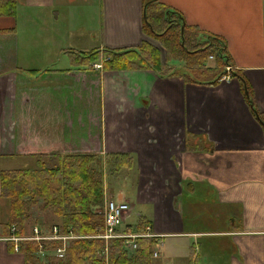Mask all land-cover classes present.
Here are the masks:
<instances>
[{"label":"crops","instance_id":"0c3cea01","mask_svg":"<svg viewBox=\"0 0 264 264\" xmlns=\"http://www.w3.org/2000/svg\"><path fill=\"white\" fill-rule=\"evenodd\" d=\"M15 1L0 16V176L31 155L131 153L133 193L107 196L136 205L164 263L264 264V0L159 1L225 41L251 108L230 73L204 85L71 61L65 51L156 46L144 0ZM0 264H24L3 238Z\"/></svg>","mask_w":264,"mask_h":264},{"label":"trees","instance_id":"16d2710c","mask_svg":"<svg viewBox=\"0 0 264 264\" xmlns=\"http://www.w3.org/2000/svg\"><path fill=\"white\" fill-rule=\"evenodd\" d=\"M159 1L144 0L146 15L143 25L144 34L157 41L159 47L143 42L130 49L104 48L90 52L68 50L65 53L79 66H89L99 60L102 54L105 57L102 65L104 71L152 70L159 77H183L191 83H197L194 79L205 78L215 70L206 67L210 60L219 69L231 68L226 43L221 37L187 25L179 11L171 10ZM15 10V0H4V5L0 6V16L14 17ZM162 51L165 53L164 59ZM170 58L184 63L190 70L189 75L169 68ZM230 75L241 81L245 101L251 108V91L240 72L231 69ZM222 76L220 73L213 81L197 84L216 85ZM32 158L36 164L34 167L1 171L0 206L2 202L8 204L9 217L5 222L0 221V238L27 235V225L36 216L34 210H42L55 217L56 224L51 227H58L62 234L72 233L78 239L69 243L61 259L52 255L58 243L45 244V253L40 256L36 243L21 242L18 252L24 256V264H104L105 255L109 264H152L156 239H138L137 249L129 253L119 239L110 240L105 245L102 240L92 238L103 229L107 176L125 167L132 168L135 158L131 153L104 156L52 154L35 155ZM145 226L146 223L141 221L133 232H143ZM12 228L15 229L13 233ZM7 243L13 251L12 243Z\"/></svg>","mask_w":264,"mask_h":264},{"label":"built area","instance_id":"2783aa9c","mask_svg":"<svg viewBox=\"0 0 264 264\" xmlns=\"http://www.w3.org/2000/svg\"><path fill=\"white\" fill-rule=\"evenodd\" d=\"M100 65H94L95 68L100 70ZM231 71L230 67H226V74L222 76L220 81H224L229 79V73ZM132 208L131 206L122 201H113L106 196L105 193V200L103 205V229L101 233L92 238H97L102 240L105 245L110 240L119 239L122 241L124 248L129 252L133 253L137 249V240L140 238H147V239H156L155 247L158 249L162 248V243L160 241L161 237L155 235L153 233L152 227L150 225H146L143 232L137 233L133 231L122 230L119 232V229L122 223L125 221V218L131 213ZM14 228L11 229V232H14ZM42 227L35 226L31 229V234L24 235V236H16L11 235L8 239V242L12 243L13 251L18 252L19 243L21 242H34L37 244L38 253L40 256H43L45 253L44 245L49 243H58V246L52 252L53 257L57 259H61L64 257L66 249L71 241L74 239H78L72 233L69 234H62L58 227L52 226L51 228L45 229L43 231ZM90 238V237H89ZM4 240V239H3ZM107 248L105 249V252ZM158 255L156 252H153V257L156 258ZM104 264L108 263V257L105 255L104 257Z\"/></svg>","mask_w":264,"mask_h":264},{"label":"rangeland","instance_id":"374dc122","mask_svg":"<svg viewBox=\"0 0 264 264\" xmlns=\"http://www.w3.org/2000/svg\"><path fill=\"white\" fill-rule=\"evenodd\" d=\"M173 10V9H171ZM148 42L150 43V39H148ZM157 47L159 46L157 43L155 44ZM71 51H76L75 49L71 50ZM78 52V51H76ZM163 54L164 51H162ZM66 54H68L66 52ZM101 58L95 62L92 63V67H93V70L97 71L99 69L95 68L94 65H100V71H103V68H102V65H103V62L105 61V57H103V55L101 54L100 56ZM70 58V57H69ZM70 59H73L72 57ZM73 61V60H71ZM74 62V61H73ZM168 66L172 67L173 69H176L178 70L181 74H184V75H189L190 73V70H188L185 66L184 63H182L181 61H178L177 59H174V58H170L168 60ZM216 66L215 62L213 61H208L206 63V67L207 68H214ZM75 69V68H73ZM221 71H217L215 72L214 71H211L209 75H207L204 79L205 80H210V79H213L215 76H217V74H220ZM75 142V141H74ZM54 154V153H52ZM52 154H41V155H52ZM99 155V154H97ZM33 156V155H31ZM36 164L33 160H22L21 158H16L9 166L10 168H13V169H24V168H30V167H34ZM107 173H109V171L107 170ZM108 178L106 179V187L108 189V192L109 193H112L114 195H117L119 192H123V194H130V193H133V183H132V172L128 169V168H123L122 170H120L119 172L117 173H114L112 174L111 176H107ZM132 179V180H131ZM195 190L198 192H201V189H199L198 187L195 188ZM106 196H107V192H106ZM126 196V195H125ZM108 197V196H107ZM115 202H117V198L115 197L114 200ZM2 205L0 206V221H7L8 220V217H9V206L8 204L5 202H2L1 203ZM184 206H186V204H184ZM3 212V214H2ZM34 213H36V216L34 215L33 216V219L29 221L28 225H27V232L26 234L29 236L31 234V229L35 226H39V227H42V229H44L43 231H45V229H48L51 227V225H54L56 224V220H55V217L52 215V213H46L45 211H36L34 210ZM139 214H142L141 211H139V209L136 207L135 205V208L132 209L130 215H128L126 218H125V221L122 223L120 229H119V232L124 230L126 227L128 228H136L137 225L140 223V219H139ZM10 237H7V238H3L5 242H8V239ZM162 243V242H161ZM203 245V248L206 247V244ZM201 247V245L198 246H195L196 250L194 252V255L195 253H198V250L199 248ZM202 248V250H203ZM161 250L162 249H158L157 247H154L153 248V252L155 251L156 254L158 255L156 258L153 257V254H152V264H179L178 262H173L171 261V263H168L167 261L164 263V256L161 254ZM218 264H224V261L222 259H219L218 261Z\"/></svg>","mask_w":264,"mask_h":264},{"label":"water","instance_id":"95a60500","mask_svg":"<svg viewBox=\"0 0 264 264\" xmlns=\"http://www.w3.org/2000/svg\"><path fill=\"white\" fill-rule=\"evenodd\" d=\"M145 7H144V10H143V18L145 19ZM182 30H183V27H181V32H182Z\"/></svg>","mask_w":264,"mask_h":264},{"label":"flooded vegetation","instance_id":"af4514ba","mask_svg":"<svg viewBox=\"0 0 264 264\" xmlns=\"http://www.w3.org/2000/svg\"><path fill=\"white\" fill-rule=\"evenodd\" d=\"M159 47V46H158Z\"/></svg>","mask_w":264,"mask_h":264}]
</instances>
